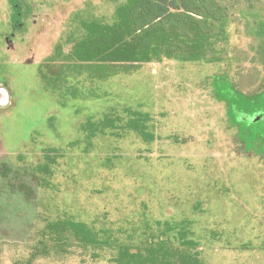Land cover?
I'll return each instance as SVG.
<instances>
[{
    "label": "rangeland",
    "instance_id": "rangeland-1",
    "mask_svg": "<svg viewBox=\"0 0 264 264\" xmlns=\"http://www.w3.org/2000/svg\"><path fill=\"white\" fill-rule=\"evenodd\" d=\"M127 1L0 0V264H117L160 243L264 264V0H217L226 19L198 60L77 59L86 25Z\"/></svg>",
    "mask_w": 264,
    "mask_h": 264
},
{
    "label": "trees",
    "instance_id": "trees-1",
    "mask_svg": "<svg viewBox=\"0 0 264 264\" xmlns=\"http://www.w3.org/2000/svg\"><path fill=\"white\" fill-rule=\"evenodd\" d=\"M15 6L17 4H14ZM19 12L14 14L19 19ZM226 19L217 0H128L117 9L112 24L88 23L87 34L74 47L73 55L85 62L103 65L162 61L164 58L198 60L205 57L210 39L217 33L214 23ZM145 119H131L129 128L146 139L154 135L146 130ZM104 127H113L106 118ZM95 124H92L94 127ZM51 155L47 154L49 158ZM47 164L44 165L46 170ZM51 232L65 231L85 244L95 243L94 232L84 222L58 220L48 225ZM117 264H201L198 256L181 249L156 244L147 250L132 251L123 246Z\"/></svg>",
    "mask_w": 264,
    "mask_h": 264
},
{
    "label": "water",
    "instance_id": "water-1",
    "mask_svg": "<svg viewBox=\"0 0 264 264\" xmlns=\"http://www.w3.org/2000/svg\"><path fill=\"white\" fill-rule=\"evenodd\" d=\"M10 104V94L6 88L0 87V106H8Z\"/></svg>",
    "mask_w": 264,
    "mask_h": 264
}]
</instances>
